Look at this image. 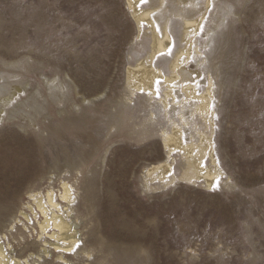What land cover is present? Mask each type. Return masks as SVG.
<instances>
[{
	"label": "rangeland",
	"instance_id": "rangeland-1",
	"mask_svg": "<svg viewBox=\"0 0 264 264\" xmlns=\"http://www.w3.org/2000/svg\"><path fill=\"white\" fill-rule=\"evenodd\" d=\"M135 34L123 0H0V95L18 89L0 102V190L13 191L1 219L35 178L65 175L92 252L68 256L76 264H264V0H214L203 25L230 179L210 192L142 185L168 122L146 95L126 100Z\"/></svg>",
	"mask_w": 264,
	"mask_h": 264
},
{
	"label": "bare ground",
	"instance_id": "bare-ground-1",
	"mask_svg": "<svg viewBox=\"0 0 264 264\" xmlns=\"http://www.w3.org/2000/svg\"><path fill=\"white\" fill-rule=\"evenodd\" d=\"M123 1L136 28L131 46L135 59L124 73L126 100L146 95L151 109L158 107L168 122L160 134L165 158L144 168L142 185L156 191L181 183L207 192L230 185L214 151V80L212 72L205 71L204 49L210 37L202 30L214 0ZM138 43L144 47L142 55ZM17 90L12 86L0 95L1 104ZM74 186L65 175L35 178L24 194L26 201L8 222L1 217L13 191L0 190V264H76L68 256H90L82 244L85 224L76 209L79 192ZM23 236L31 240L19 243L16 238Z\"/></svg>",
	"mask_w": 264,
	"mask_h": 264
}]
</instances>
